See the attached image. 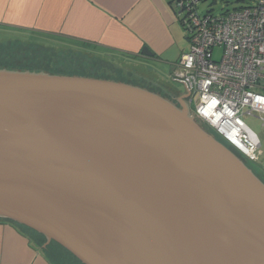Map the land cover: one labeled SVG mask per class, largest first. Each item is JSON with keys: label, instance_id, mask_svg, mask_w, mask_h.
<instances>
[{"label": "water", "instance_id": "obj_1", "mask_svg": "<svg viewBox=\"0 0 264 264\" xmlns=\"http://www.w3.org/2000/svg\"><path fill=\"white\" fill-rule=\"evenodd\" d=\"M180 106L0 70V220L81 264H264V184Z\"/></svg>", "mask_w": 264, "mask_h": 264}, {"label": "crops", "instance_id": "obj_2", "mask_svg": "<svg viewBox=\"0 0 264 264\" xmlns=\"http://www.w3.org/2000/svg\"><path fill=\"white\" fill-rule=\"evenodd\" d=\"M178 20L170 0H0V33L7 39L69 50L104 64L94 66L89 76L162 96L179 91L171 68L180 58L173 64L169 57ZM0 264L54 262L25 228L0 221Z\"/></svg>", "mask_w": 264, "mask_h": 264}, {"label": "built area", "instance_id": "obj_3", "mask_svg": "<svg viewBox=\"0 0 264 264\" xmlns=\"http://www.w3.org/2000/svg\"><path fill=\"white\" fill-rule=\"evenodd\" d=\"M202 1L174 3L189 49L172 79L191 96L198 121L234 152L258 163L261 138L243 118L259 116L264 123V0H236L222 15L200 14Z\"/></svg>", "mask_w": 264, "mask_h": 264}, {"label": "rangeland", "instance_id": "obj_4", "mask_svg": "<svg viewBox=\"0 0 264 264\" xmlns=\"http://www.w3.org/2000/svg\"><path fill=\"white\" fill-rule=\"evenodd\" d=\"M235 1L236 0H216V3L213 4L214 0H207L200 4L199 13L204 15L206 14L208 9L212 8L213 12L216 15H219L221 13H224L227 9L231 10V4H234ZM227 2H229L228 5ZM175 33L177 34V42L169 51V57L174 61L173 64L178 61L183 51H187L189 49V43L185 37V31L179 20L175 25ZM7 37L10 36L8 34L0 33V41H2L3 39H7ZM219 54V52H216L217 57H219ZM50 63L52 64V66H50ZM103 65L104 64L91 61L88 58H78L69 50H56L30 42H12L10 46L9 43L6 41L0 42V70L14 72L44 73L60 76H76L85 78H101V76L94 75H91V77L89 76V72L94 66L101 68L103 67ZM164 67L165 66H162L163 69ZM171 70L173 71V68H171ZM175 87L177 88V90H179L178 93H166L169 98H167L166 95V97H163L170 100L179 108L181 107L180 102H183V104L185 103V106L188 107L189 105L185 101V97L188 95V93H186L183 86L179 84L175 85ZM177 98L178 100H180V102H177ZM191 107L193 109V106ZM243 119L245 123L261 138L262 156L260 158V162L258 164L251 163L247 161L245 157L234 152L227 145L226 146L246 165V167L254 174V176L257 177L264 184V123L259 118V116H244ZM196 121L204 130L212 134L216 140H219L213 132H210L204 126L202 122L198 121L197 119ZM27 232L36 240V244L38 247L46 246V248L49 249L50 258L53 260L54 264H81L76 258L70 255L62 247L54 243L48 245L47 240L45 238L39 236L38 234L32 231L27 230Z\"/></svg>", "mask_w": 264, "mask_h": 264}, {"label": "trees", "instance_id": "obj_5", "mask_svg": "<svg viewBox=\"0 0 264 264\" xmlns=\"http://www.w3.org/2000/svg\"><path fill=\"white\" fill-rule=\"evenodd\" d=\"M171 1V5L172 6H174V3H175V1L176 0H170ZM205 1H207V0H203L202 2H205ZM216 3V0H214V3L213 4H215ZM229 4V2H227V5ZM231 4V3H230ZM232 5V4H231ZM233 8V7H232ZM227 10H229V9H227ZM226 10V11H227ZM209 11H213V9L212 8H210V9H208L207 10V12H209ZM223 13H221V14H219V15H222ZM179 18V22L181 23V25H182V27H183V19H182V17H178ZM183 29H184V31H185V28L183 27ZM185 37H186V39H188V35L185 33ZM46 39H49V40H52L53 42H55L56 40H54V39H50V38H46ZM57 42V41H56ZM66 44V43H65ZM66 45H69V46H73V47H78V48H81V49H84V50H86V51H90V52H95L94 50H91V49H89V48H86V47H82V46H75V45H71V44H66ZM95 53H97V52H95ZM101 54H103V53H101ZM38 69H40V68H38ZM216 136V135H215ZM217 137V136H216ZM219 140V142H221V143H223V144H225L219 137H217ZM0 221H3V220H0ZM25 229H27V228H25ZM27 230H29V229H27ZM29 231H31V230H29ZM33 232V231H32ZM35 233V232H34ZM37 234V233H36ZM39 235V234H38ZM39 236H41V235H39ZM41 237H43V236H41ZM44 238V237H43ZM57 245V244H56ZM59 246V245H58ZM61 247V246H60ZM71 255V254H70Z\"/></svg>", "mask_w": 264, "mask_h": 264}, {"label": "flooded vegetation", "instance_id": "obj_6", "mask_svg": "<svg viewBox=\"0 0 264 264\" xmlns=\"http://www.w3.org/2000/svg\"><path fill=\"white\" fill-rule=\"evenodd\" d=\"M1 40V39H0ZM4 41H6V42H8L9 43V46L12 44V42H14L13 40H10V39H3L2 41H0V42H4ZM20 42H25V41H20ZM30 43H32V42H30ZM49 63V62H48ZM50 66H52V64L50 63ZM186 99H185V101L188 103V105H189V108H190V110H192V107H191V105L189 104V99L191 98V96L190 95H187L186 97H185ZM177 100V102H180V100H178V98L176 99ZM184 100V99H183ZM260 162V161H259ZM258 162V163H259ZM258 163H254V164H258ZM264 171V170H263Z\"/></svg>", "mask_w": 264, "mask_h": 264}]
</instances>
